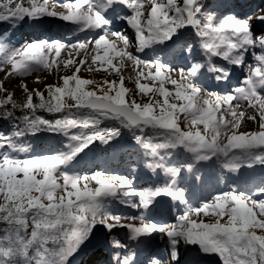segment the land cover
Wrapping results in <instances>:
<instances>
[{
  "label": "snow or ice",
  "instance_id": "1",
  "mask_svg": "<svg viewBox=\"0 0 264 264\" xmlns=\"http://www.w3.org/2000/svg\"><path fill=\"white\" fill-rule=\"evenodd\" d=\"M250 6L0 0V264H264V6L251 15ZM48 18L85 38L13 40ZM101 70L99 82L81 76ZM29 75L44 90L20 81L17 99L5 84ZM249 122L256 127L240 131ZM41 132L63 136V150L28 155L21 140ZM125 132L139 150L127 174H72L85 149L116 153ZM200 165H219L216 183L251 170L249 190L232 183L189 204L208 184ZM148 174L159 182L137 187ZM113 202L141 214L114 212Z\"/></svg>",
  "mask_w": 264,
  "mask_h": 264
},
{
  "label": "rangeland",
  "instance_id": "2",
  "mask_svg": "<svg viewBox=\"0 0 264 264\" xmlns=\"http://www.w3.org/2000/svg\"><path fill=\"white\" fill-rule=\"evenodd\" d=\"M257 1V6H253V3H255ZM51 3L53 4H62V3H65V2H68V0H50ZM71 2H74V0H71ZM253 3L251 4V7H252V11L253 12H250V15L251 14H254L256 9L259 7V6H264V0H253ZM253 7L255 9H253ZM57 10H62L60 9L59 7H57ZM49 19V22L45 25H43L39 30H37V33L35 35L32 34V29L28 28V27H25L23 29V33H22V36L24 37L21 41V43H23V41L25 39H28V38H32V39H36V38H41V39H60L62 42L66 43V44H70L67 42L66 39L62 38L59 34H55V28L54 27H57L58 30H60V32H63V31H72L71 29H76V26L71 24L70 22H63L61 20H59L58 18H48ZM61 24H63L65 26V28H61ZM75 27V28H72V27ZM46 31V32H44ZM46 34V33H50V36L48 37H45L43 34ZM85 38V35L81 37V39ZM154 48H158L159 45H154L153 46ZM148 51H150V53L152 54V50L151 49H146ZM150 54V55H151ZM149 55V56H150ZM62 56H63V53H62ZM142 58H145L147 59L148 56H143ZM124 71V74L125 76H128L131 72V66H129L128 68L126 69H122ZM81 76L82 78H89V79H95L96 81H102L106 74L103 72V70L99 71V72H88V71H83L81 73ZM109 78H116L114 76L112 77H109ZM0 79H3V73H0ZM34 79H35V75H29L27 77H22V78H13L12 80L6 82L5 84V87L8 88L9 92H15L16 93V98L17 99H20L21 96H22V93H21V90L20 88L18 87V84L20 81H23L25 83L28 84L29 88L32 89V88H40L41 90H44L42 85L40 84H36L34 83ZM56 79L55 76L53 77H49L46 81V83H53V81ZM125 86L126 87H129V88H134V83L130 80H126L125 81ZM167 87H169L170 89L172 88L171 85H167ZM0 98H2V96H0ZM137 99L139 100L140 97H137ZM145 100L147 98H144ZM34 102H37L35 99H34ZM182 127H184V125L182 124ZM256 127V125L252 122H249L247 124V126H242L240 131H250L252 129H254ZM186 130V128H185ZM124 140H123V143H122V146H119L117 148V152L114 153L113 149L112 148H108L104 145H95V146H92L91 149H85V152L84 153H89V152H94V160H98L100 159L101 156H104L105 158V164H104V167H107L108 165V168H110L109 166H112L114 164V162H116V159H113V154H116L119 152L120 153V148H125L130 146V144H132V142L130 141H126V137L123 136ZM137 153L136 150L134 148H132V150H129V153ZM84 153H81L79 155V157H77L74 161L72 162H78L79 160H82V156ZM93 163V161H92ZM96 168L98 169V164L96 165ZM85 170V169H84ZM120 170V169H118ZM129 170V165L127 166L126 169H122L120 171H114V172H111V171H107L106 173H110V174H116V173H119V174H127V171ZM246 170L242 169L241 172L244 173ZM248 174L251 175L253 174L251 172V170H247ZM224 176H225V179L227 181L226 184H228V187L232 184V183H236L238 185V183H240V186L243 184L242 187H245V191H248L249 190V181H244L242 183L241 181V176H236L234 174H231V173H227L226 171H224ZM248 176V175H247ZM225 184V182H224ZM93 185H94V182H93ZM239 187V186H238ZM241 187V188H242ZM225 188V185L223 186H220L218 187V190L219 189H223L224 190ZM244 189V188H243ZM227 190V188H226ZM133 199H137L138 200V197H133ZM191 205H195V204H192V203H189ZM118 204H116L115 202H113V204L111 205V208L113 210L116 211V209L118 208ZM180 206V205H179ZM117 207V208H115ZM185 205L182 207L184 208ZM122 214H126V215H140L141 211L140 210H134V209H131L129 207H127L125 209V211H122L121 212ZM207 219V218H205ZM134 223H139L138 221H135ZM121 233H123L125 230H119ZM159 237V235H157Z\"/></svg>",
  "mask_w": 264,
  "mask_h": 264
},
{
  "label": "trees",
  "instance_id": "3",
  "mask_svg": "<svg viewBox=\"0 0 264 264\" xmlns=\"http://www.w3.org/2000/svg\"><path fill=\"white\" fill-rule=\"evenodd\" d=\"M18 33H19V31L14 34V37H13L14 41L20 40V36ZM86 111L87 110H82V114ZM44 115L47 118H53L51 115H49L47 113H44ZM55 115H59V114H55ZM112 126H116L115 122H113V121H105L101 124V127H112ZM0 130H3V125H0ZM124 135H127V137H126L127 141L132 142L131 138L129 137V135L126 132L124 133ZM123 136L121 137L120 141L123 139ZM21 143H25V144H28L31 146L30 152L28 153V155L38 156V155L52 154L54 152H58L60 150H63V146L66 143V139L61 135L51 134L48 132H41V133L37 134V136H35V137L29 136V137L23 138L21 140ZM118 143L114 142V145L116 147H118ZM91 159H93L92 153L85 154L84 160L82 162H80L79 165H75V169H74V166L70 167L71 165H69L68 167H69V169L73 168L74 171L72 172V174H77V173L82 174V172L84 171V169H83L84 162L86 164L88 163L87 166H89V162L91 161ZM218 167H219V165H217L215 169L213 168V173H215V170ZM91 169L92 168H90V170Z\"/></svg>",
  "mask_w": 264,
  "mask_h": 264
},
{
  "label": "bare ground",
  "instance_id": "4",
  "mask_svg": "<svg viewBox=\"0 0 264 264\" xmlns=\"http://www.w3.org/2000/svg\"><path fill=\"white\" fill-rule=\"evenodd\" d=\"M99 166H101V165H99ZM101 168H102V166H101ZM242 178L244 179V180H246L247 178H246V176H242ZM140 180V181H139ZM139 183H138V187H139V185H141V184H143L141 181H142V176L139 178ZM156 184V183H155ZM144 185V184H143ZM145 186V185H144ZM155 186V185H154Z\"/></svg>",
  "mask_w": 264,
  "mask_h": 264
}]
</instances>
